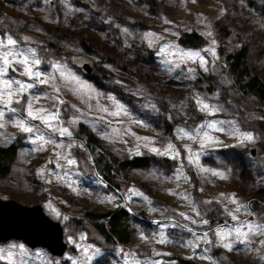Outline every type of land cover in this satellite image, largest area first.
Segmentation results:
<instances>
[{"label": "rangeland", "instance_id": "obj_1", "mask_svg": "<svg viewBox=\"0 0 264 264\" xmlns=\"http://www.w3.org/2000/svg\"><path fill=\"white\" fill-rule=\"evenodd\" d=\"M192 30L205 44L180 46ZM0 41V146H15L0 199L40 205L67 245L56 257L7 240L0 264H264V204L254 194L264 184L254 145L264 113L224 62L243 43L264 79V0H0ZM98 61L113 78L88 77ZM104 152L150 163L114 167V186L97 167ZM119 207L130 216L126 244L93 226L92 214Z\"/></svg>", "mask_w": 264, "mask_h": 264}, {"label": "trees", "instance_id": "obj_2", "mask_svg": "<svg viewBox=\"0 0 264 264\" xmlns=\"http://www.w3.org/2000/svg\"><path fill=\"white\" fill-rule=\"evenodd\" d=\"M177 43L186 48H199L205 44L204 38L196 31L182 32L176 39ZM87 42V41H86ZM80 40L82 50L90 51L88 42ZM223 42V41H222ZM57 54H64L65 52L60 48H54ZM248 51L247 46L243 43L230 52L225 53L224 62L226 64L228 75L233 86L242 94L252 96L259 109L264 113V79L255 71L247 61ZM113 73L101 65V62H94L92 70L88 74L94 82L110 80L113 78ZM259 129V139L254 143L259 151L264 152V120L259 119L255 121ZM86 144L92 148L98 145L97 139L91 132H84ZM93 149V148H92ZM246 151V150H245ZM15 152V146L8 147L0 146V176H5L8 172L9 160ZM250 153V150L247 149ZM100 153L96 158L97 167L102 178L109 184L117 185L114 180V169H132L147 167L150 163L148 156H133L129 159L117 160L112 157L109 158L108 152ZM251 154V153H250ZM115 167V168H114ZM116 170V169H115ZM255 198L260 199L264 204V184L257 186L254 189ZM94 217L93 226L97 233L109 243L126 244L130 240L129 230V213L123 208L119 207L113 210L99 212L92 214ZM98 219H102L101 222Z\"/></svg>", "mask_w": 264, "mask_h": 264}, {"label": "water", "instance_id": "obj_3", "mask_svg": "<svg viewBox=\"0 0 264 264\" xmlns=\"http://www.w3.org/2000/svg\"><path fill=\"white\" fill-rule=\"evenodd\" d=\"M82 69L90 72L91 67L84 63ZM250 153L253 155L254 150ZM11 239L20 240L29 248H45L56 257L62 256L67 248L60 223L48 217L40 205H22L13 199H0V242Z\"/></svg>", "mask_w": 264, "mask_h": 264}, {"label": "snow or ice", "instance_id": "obj_4", "mask_svg": "<svg viewBox=\"0 0 264 264\" xmlns=\"http://www.w3.org/2000/svg\"><path fill=\"white\" fill-rule=\"evenodd\" d=\"M15 43H16V41H14L13 39H11V37L8 38V40H7V44L8 45H15ZM0 44H3V41H0ZM9 54L10 53L5 52L2 55L3 63H4L5 66L9 65V63H10L9 60H8ZM16 63H19L21 65H27V57H25L23 60L16 61ZM36 63H39V61H36ZM6 70H7L6 67L5 68H0V75H2L4 72H6ZM23 74H26V75H29V76H32L33 75L30 67H26L25 73H23ZM11 83H12L11 81H4V84H5L6 87H10L11 86ZM15 83L20 86V90L21 91L25 90L26 88L32 87V85H30V84L29 85H25V84L21 83L20 81H15ZM11 95H12V93L11 92H8V96L11 97ZM60 102L62 103L63 101H60ZM13 111H15V109H13ZM44 111H46V110L40 109L39 110V113H42ZM105 111H107V110L105 109ZM39 113L37 114V117L38 118H41V119H44L43 116H39ZM113 114H115V113H113ZM2 115H3V113L0 112V116H2ZM29 115H32L31 105L30 104H29ZM37 117H34V118H37ZM52 118H55V116H53ZM19 126H22V125H19ZM0 127H2V125H0ZM24 130L25 131H32L31 128H25ZM64 133H67V134L70 135V133H68V130L67 129H62L61 130V134H64ZM248 138L251 139V136H249ZM172 147H173V145H169V148H172ZM70 163H71V161H70ZM205 223H207V221H205ZM249 227L251 228L252 226L249 225ZM259 227H264V226H259ZM237 233L240 234L239 233V229H237ZM224 235H227V234H224ZM161 242H163V241H161ZM224 246L227 247V248H229V249L231 248V245L230 244H225Z\"/></svg>", "mask_w": 264, "mask_h": 264}]
</instances>
